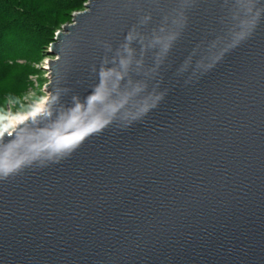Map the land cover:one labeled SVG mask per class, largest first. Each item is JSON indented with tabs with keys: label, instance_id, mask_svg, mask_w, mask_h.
Here are the masks:
<instances>
[{
	"label": "water",
	"instance_id": "1",
	"mask_svg": "<svg viewBox=\"0 0 264 264\" xmlns=\"http://www.w3.org/2000/svg\"><path fill=\"white\" fill-rule=\"evenodd\" d=\"M0 264H264V0H81L0 127Z\"/></svg>",
	"mask_w": 264,
	"mask_h": 264
},
{
	"label": "rangeland",
	"instance_id": "2",
	"mask_svg": "<svg viewBox=\"0 0 264 264\" xmlns=\"http://www.w3.org/2000/svg\"><path fill=\"white\" fill-rule=\"evenodd\" d=\"M51 33L49 41L69 21L81 0L66 9L46 5L39 0H22ZM0 55L8 57L0 69V127L11 124L29 113L46 90L49 41L27 55L12 53L16 50L12 35L2 39ZM48 40V39H47ZM8 64V65H6Z\"/></svg>",
	"mask_w": 264,
	"mask_h": 264
},
{
	"label": "trees",
	"instance_id": "3",
	"mask_svg": "<svg viewBox=\"0 0 264 264\" xmlns=\"http://www.w3.org/2000/svg\"><path fill=\"white\" fill-rule=\"evenodd\" d=\"M39 1L60 9H66L77 3V0ZM9 34L12 35L16 46V50L12 52L16 56L33 53L49 41L48 36H51V33L45 30L39 14L27 8L22 0H0V45H3L5 41L2 39ZM0 49L4 50V47L1 46ZM6 58L8 57L0 55V69L7 63Z\"/></svg>",
	"mask_w": 264,
	"mask_h": 264
},
{
	"label": "bare ground",
	"instance_id": "4",
	"mask_svg": "<svg viewBox=\"0 0 264 264\" xmlns=\"http://www.w3.org/2000/svg\"><path fill=\"white\" fill-rule=\"evenodd\" d=\"M21 119V118H20ZM19 120V119H18ZM18 120H16V121H18ZM16 121H13V122H11V123H15Z\"/></svg>",
	"mask_w": 264,
	"mask_h": 264
}]
</instances>
